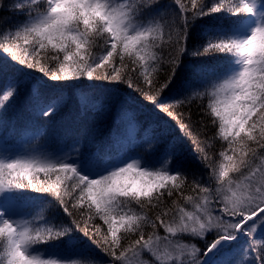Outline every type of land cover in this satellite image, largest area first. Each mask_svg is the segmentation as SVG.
<instances>
[{
	"label": "snow or ice",
	"instance_id": "1",
	"mask_svg": "<svg viewBox=\"0 0 264 264\" xmlns=\"http://www.w3.org/2000/svg\"><path fill=\"white\" fill-rule=\"evenodd\" d=\"M160 4L17 0L6 8L0 0V12L18 17L0 25V127L15 101L47 123L59 115L51 91H93L97 81L107 87L103 103L82 95L66 117L74 127L98 122L71 134L83 147L28 157L0 152V264H95L40 250L57 241L70 245L71 232L107 264H264V239H257L264 236V24L247 38L229 27L241 15L264 14V0H171L144 15ZM224 14L237 20L224 19L219 35L192 47L193 22ZM97 48L103 54L96 56ZM186 55L233 57L240 70L230 75L226 59L200 63L177 86ZM196 97L195 123L205 133L214 128L204 140L193 131ZM140 113L160 130L136 137L142 154L122 151L117 126L125 122L131 132ZM106 128L103 147H88ZM173 130L189 144L197 167L181 162ZM217 139L224 142L218 154L206 147ZM45 200L54 220L43 211L37 218L18 215Z\"/></svg>",
	"mask_w": 264,
	"mask_h": 264
},
{
	"label": "trees",
	"instance_id": "2",
	"mask_svg": "<svg viewBox=\"0 0 264 264\" xmlns=\"http://www.w3.org/2000/svg\"><path fill=\"white\" fill-rule=\"evenodd\" d=\"M17 0H3V4L6 8H10ZM171 0H161V4L159 6H154L151 9L145 10V16H152L157 14L161 8L167 6ZM174 7V6H173ZM10 17V19H7ZM246 15H241L238 19V23L234 26H229L230 28H235L239 26ZM7 19L8 23L18 19L17 16L13 15L11 12L5 13L0 12V25H5V21ZM224 19L237 20V17H228L226 14L214 15V16H206L202 19H198L193 22L192 27L190 29V40L192 43V47H195L197 44H202L206 39L215 37L219 35V29L222 26V22ZM2 38V37H0ZM96 56L103 54V50L101 48H97L93 50ZM168 49L166 47L163 48L162 55L166 56ZM41 58H43V54L41 53ZM180 67L177 69L179 77L177 79V86L182 84L185 80L190 79L195 71V68L200 63H214L218 60L226 59L227 64L230 68L233 60V57H218V56H210V57H193V56H183ZM102 71V70H99ZM55 83V82H50ZM70 83V82H68ZM86 83H91L87 82ZM97 87L93 91H89L87 89H76L72 87H65L60 90H53L48 94V98L51 99L52 96H55L59 100V115L55 117L52 121L45 123L46 118L36 119L31 117L28 112H26L20 103V101H15L9 105L7 112L5 113L6 127H0V152L6 150L13 157H28L31 155H49L51 152L59 150L61 148L65 149H74L80 148L84 145L79 144L75 140L71 138V134H78L82 130H91L97 126L98 122L94 121H86L78 127H74L70 121L66 119V117L75 111L77 106L82 103V95L87 96L90 100L91 104L99 105L105 101L107 95V87L105 86L103 81L95 82ZM121 88L124 85H120ZM194 89L193 91H195ZM202 90V89H201ZM191 94V93H190ZM201 103V98L196 97L193 101V131L194 133H200V139L204 140L205 134L208 136L212 135L214 128L211 125H208L206 133L201 130V127L195 123V106ZM206 103V101H205ZM31 121V123H29ZM137 127L133 130L130 135L126 130V123L122 122L119 126H117V130L120 134V149L122 151H133L135 153L142 154V150L139 145L140 141L136 139V137H147L153 133L159 132V126L156 125L154 118H149L147 113H140L137 115ZM100 126H106L107 122H99ZM148 125H153L152 128H148ZM171 127V125H169ZM106 128V136L99 138V140L88 147L91 148H101L103 147V141L107 138ZM172 136H175L179 139V148L183 150V155L180 160L181 162H186V165L195 168L198 166V161L194 158L193 153L189 144L186 141H183L182 138H179L178 130H173L170 133ZM167 143V141H165ZM224 142L222 140L217 139L213 144H207L206 147L210 152H216L217 154L221 150V145ZM160 147H163L161 145ZM171 164V160L168 161ZM188 192H185L187 195ZM193 195L195 193H192ZM31 196H38L37 193H29ZM37 205L32 208H23L26 217L28 218H37L41 212L48 217L49 219H53L51 208L49 205ZM63 214L61 213L59 216L55 217L56 221L59 223ZM66 222V221H65ZM161 233L163 230H160ZM71 237L72 243L71 248H73L77 252H81L80 256H85L93 259L95 264H107V257L100 253L99 250L95 249L94 246L90 244V242L82 236L78 232H71L69 234ZM69 236L64 237V241L67 242L69 240ZM257 239H264V236L261 234H257ZM195 242V241H192ZM243 244V240L241 241ZM69 244L61 243L60 241L54 242L53 245L45 246L43 250L45 254H52L57 250H65ZM57 246H59L57 248ZM251 257H249L250 259Z\"/></svg>",
	"mask_w": 264,
	"mask_h": 264
},
{
	"label": "rangeland",
	"instance_id": "3",
	"mask_svg": "<svg viewBox=\"0 0 264 264\" xmlns=\"http://www.w3.org/2000/svg\"><path fill=\"white\" fill-rule=\"evenodd\" d=\"M258 23L264 24V14H262L261 12H255L252 16H247L246 15V17L243 20V22L239 26L234 28L235 29V33L234 34L237 35L238 38H247L250 35L251 31L257 26ZM239 70H240V66L238 64H236L235 59H234L233 63L230 66L229 74L230 75L231 74H235ZM136 127L137 126H135L131 130V132H129L128 128H127V124H126V130H127V132L130 135L132 134L133 130ZM179 143L180 142L178 141V147H180ZM72 151H73L72 149H61V150L53 151L49 155H54V154H57V153L71 154ZM179 155H180V159L182 157H184L183 150L181 148H179ZM184 164H186V162H184ZM18 215L22 216V217H26V214L24 213L23 208L18 209ZM80 253L81 252H77L73 248H71V245H68V247L65 250H57V251H55V254H57L62 259L63 258H72V257H75V256H80ZM30 254H31V252H30Z\"/></svg>",
	"mask_w": 264,
	"mask_h": 264
}]
</instances>
